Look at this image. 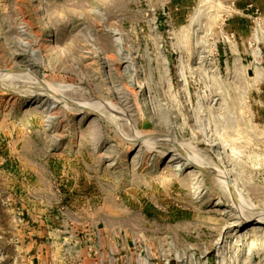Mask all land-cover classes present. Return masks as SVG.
Instances as JSON below:
<instances>
[{"label": "rangeland", "instance_id": "obj_1", "mask_svg": "<svg viewBox=\"0 0 264 264\" xmlns=\"http://www.w3.org/2000/svg\"><path fill=\"white\" fill-rule=\"evenodd\" d=\"M0 73V264H264V0H0Z\"/></svg>", "mask_w": 264, "mask_h": 264}, {"label": "bare ground", "instance_id": "obj_2", "mask_svg": "<svg viewBox=\"0 0 264 264\" xmlns=\"http://www.w3.org/2000/svg\"><path fill=\"white\" fill-rule=\"evenodd\" d=\"M1 74V73H0ZM10 76H11V74H10ZM13 77H14V75H13ZM139 140V139H138ZM218 159H220V157L218 158ZM174 159L173 158H170V160H168V163L170 162H172ZM222 164V163H221ZM176 169V168H175ZM178 169V168H177ZM221 173H223V172H221ZM220 173V174H221ZM190 178V177H189ZM222 178V177H221ZM231 178H233V174H232V170L231 169H228V170H225L224 171V173H223V179L225 180V181H227V182H231L233 185H235V180L236 179H234V182H233V180L231 179ZM223 180V181H224ZM237 185V184H236ZM199 187V186H198ZM233 187V186H232ZM200 188V187H199ZM232 189V188H231ZM234 189V188H233ZM260 224H262V223H256V224H252L251 225V229L250 230H257V229H259V226L258 225H260Z\"/></svg>", "mask_w": 264, "mask_h": 264}, {"label": "crops", "instance_id": "obj_3", "mask_svg": "<svg viewBox=\"0 0 264 264\" xmlns=\"http://www.w3.org/2000/svg\"><path fill=\"white\" fill-rule=\"evenodd\" d=\"M97 264V263H96Z\"/></svg>", "mask_w": 264, "mask_h": 264}]
</instances>
